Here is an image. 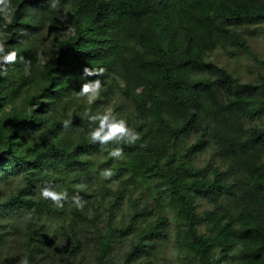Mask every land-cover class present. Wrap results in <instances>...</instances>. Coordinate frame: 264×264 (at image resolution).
Returning a JSON list of instances; mask_svg holds the SVG:
<instances>
[{"label":"trees","instance_id":"obj_1","mask_svg":"<svg viewBox=\"0 0 264 264\" xmlns=\"http://www.w3.org/2000/svg\"><path fill=\"white\" fill-rule=\"evenodd\" d=\"M51 3L0 11L17 52L0 76V264H264V75L212 59L264 65V0ZM97 78L89 105L78 92ZM89 109L140 139L90 141ZM46 184L67 190L62 206Z\"/></svg>","mask_w":264,"mask_h":264},{"label":"clouds","instance_id":"obj_2","mask_svg":"<svg viewBox=\"0 0 264 264\" xmlns=\"http://www.w3.org/2000/svg\"><path fill=\"white\" fill-rule=\"evenodd\" d=\"M59 0H52L51 8L57 9ZM8 10V0H0V11ZM67 12V9H65ZM17 60V52L15 49H10L4 40H0V76L6 75L7 67L9 64ZM103 68H89L85 66L82 71V77L87 78L89 76H99L103 74ZM102 83L99 78L83 83L79 89L78 95L87 100L91 105L97 98H99ZM88 120L94 125L88 132V138L94 143L100 145L109 146L110 144L119 145L135 144L139 139V133L128 125V122L118 117L113 111L108 110L105 112H91L89 109ZM69 121H65L68 123ZM122 148L113 147L109 152L110 157L120 158L122 155ZM100 176L107 179L113 175L110 168H105L100 171ZM40 196L46 200H51L57 206H62V201L68 197L67 190L57 191L50 184H46L40 190ZM72 201L76 207H83V200L79 195H74Z\"/></svg>","mask_w":264,"mask_h":264},{"label":"rangeland","instance_id":"obj_3","mask_svg":"<svg viewBox=\"0 0 264 264\" xmlns=\"http://www.w3.org/2000/svg\"><path fill=\"white\" fill-rule=\"evenodd\" d=\"M262 27V29L257 31L258 34H256L254 39L251 40V45L256 51L259 58L264 60V26ZM66 32L67 30H63L62 34ZM212 59L216 60L220 65L226 66L234 74L239 75V77L243 81L255 79L259 73L261 75H264V65L255 62L253 63L251 59L247 58L244 55H240L235 58H227L222 56L219 52H216L213 55ZM135 196L137 195L135 194ZM163 249L164 252H162L161 254L166 258H171L172 253L170 246L167 245Z\"/></svg>","mask_w":264,"mask_h":264}]
</instances>
